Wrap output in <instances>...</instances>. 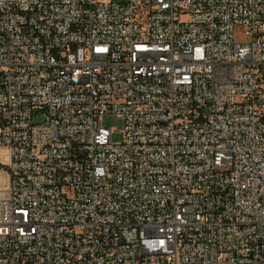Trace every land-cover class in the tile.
<instances>
[{
	"label": "built area",
	"instance_id": "obj_1",
	"mask_svg": "<svg viewBox=\"0 0 264 264\" xmlns=\"http://www.w3.org/2000/svg\"><path fill=\"white\" fill-rule=\"evenodd\" d=\"M0 264H264V0H0Z\"/></svg>",
	"mask_w": 264,
	"mask_h": 264
},
{
	"label": "rangeland",
	"instance_id": "obj_2",
	"mask_svg": "<svg viewBox=\"0 0 264 264\" xmlns=\"http://www.w3.org/2000/svg\"><path fill=\"white\" fill-rule=\"evenodd\" d=\"M43 115H39L36 121H41ZM104 123L106 126L112 127L114 131V141L121 142L124 139V116L121 114H107L104 116Z\"/></svg>",
	"mask_w": 264,
	"mask_h": 264
}]
</instances>
